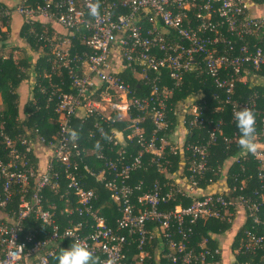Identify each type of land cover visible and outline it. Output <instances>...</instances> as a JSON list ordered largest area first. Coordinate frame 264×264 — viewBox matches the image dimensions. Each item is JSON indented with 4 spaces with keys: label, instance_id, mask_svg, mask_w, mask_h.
<instances>
[{
    "label": "built area",
    "instance_id": "built-area-1",
    "mask_svg": "<svg viewBox=\"0 0 264 264\" xmlns=\"http://www.w3.org/2000/svg\"><path fill=\"white\" fill-rule=\"evenodd\" d=\"M27 1L0 4V19L17 12L26 24L41 23L42 30L36 35L48 48L49 72L44 74L48 83L33 78L31 87L37 85L46 92L47 101L55 99L57 117L51 122L57 124V130L47 138L36 127L33 132L26 129L17 141L1 132L7 153L5 159L0 157V264H48L65 247V240L82 242L95 264H149L148 247H154L157 264L159 257L165 256L168 261L163 264H211L207 258L220 253L219 247L211 251L205 237L196 243L197 248L190 244V236L200 219L233 223L237 213L242 217L239 227L249 224L235 252L257 254L264 264V113L255 112L256 135L250 153L258 162L260 186L252 193H232L236 186L211 179L206 184L211 190H201L200 182L209 169L210 146L221 132L220 119L206 120L195 102L186 105L200 98L201 92L185 100L177 122L183 136L192 128L203 129L205 123L207 134L171 145L170 151L178 153L180 160L172 181H155L146 190H142V180L128 182L132 172L147 160L155 162L158 171H165L166 140L159 133L168 131V100L185 72L204 71L224 92L222 98L218 93L214 97L230 105L232 117L237 105L255 111L253 96L236 101L232 95L237 81L245 82L248 75L256 74L252 69L264 64V15L254 12L264 2L93 0L99 4V14L90 17V0ZM53 23L65 32L54 30ZM250 37L256 40L251 43ZM74 39L85 48H75L72 54ZM162 68L167 69L172 85L164 81ZM124 72L141 84L138 89L147 86V93L137 94L122 77ZM53 76L59 81L53 82ZM145 115L154 125L148 137ZM73 118L79 122L76 129ZM117 121H125L127 126H110ZM109 126L106 142H100ZM83 128L88 140L99 135L94 142L100 145L98 149L80 144L76 130ZM134 144L138 145L136 153L131 151ZM103 147L115 154H104ZM39 151L48 155L43 167L37 159ZM89 156L100 159L103 167L91 170L86 162ZM81 165L104 184L119 205L114 225L93 205L96 192L84 187ZM62 178L66 189L59 197L65 204L59 212L80 216L76 222L67 219L64 225L56 220V204L44 205L41 193L46 187L58 192ZM165 185L168 187L163 190ZM245 186L241 180L238 189ZM17 189L19 193H15ZM16 195L17 208L8 209ZM184 198L190 199L186 205L182 204ZM175 200L174 207H164ZM28 219L38 221L39 226H27ZM46 227L50 230L42 233ZM67 232L72 236L65 237Z\"/></svg>",
    "mask_w": 264,
    "mask_h": 264
},
{
    "label": "trees",
    "instance_id": "trees-1",
    "mask_svg": "<svg viewBox=\"0 0 264 264\" xmlns=\"http://www.w3.org/2000/svg\"><path fill=\"white\" fill-rule=\"evenodd\" d=\"M264 2V0H261ZM27 3L34 4V0H28ZM1 4V2H0ZM9 17H4L0 19V49L7 45L8 38L6 37V31L9 29ZM1 27H4L1 30ZM33 27L34 31H31ZM42 30V25L40 22H34L32 25L22 23L18 35L23 37L30 47L34 50L41 47L42 51L38 53V57L34 63L32 61V56L30 54L25 55L22 59H16L11 53L4 55L0 52V157L6 158L7 150L4 148L3 134L17 141L18 136L25 133L26 129L31 132L34 127L38 128L39 132L50 138L51 135L56 132L57 124L51 122L56 119L57 114L54 110L56 104L55 99L47 101V93L42 92L38 86L31 87V93L29 96L22 100L20 93V85L23 81L27 80L29 75H32L36 82H41L47 85V77L44 76L45 73L49 72V63L47 61L48 48L44 45L43 41L39 40L37 33ZM4 40V41H3ZM256 40L254 37L249 38V42ZM74 48H71L72 54L76 49H84L85 46L80 44L79 41L74 39ZM164 73V81L168 85H172V80L168 77L167 69L162 68ZM256 74L264 76V64L258 69H252ZM124 80L129 81L131 87L136 90L137 94H146L148 87L144 86L142 89H138L141 84L136 81L130 73H123ZM58 77L53 76V82H58ZM63 90H67L66 86H62ZM198 92L202 93L200 98H197L194 102L197 104L203 116L206 120L217 121L221 120V132L217 134V139L213 144H211L209 149L208 164L209 169L205 172L204 178L201 180L200 184L205 186L208 183V179L213 182L218 181L219 178L225 177V180L229 186H236V190L232 193L243 192L252 193L255 188H259L260 182L257 177V160L253 158L249 151L242 150L239 145V133L235 125V121L232 117L230 111V105L228 103H223L221 100L214 97L215 93H218L219 97L224 96V92L214 85L210 77L204 71L196 72H185L183 81L180 86L173 89V93L168 100V110L166 121L168 122V131H161L159 134L163 136L166 140L164 147L165 159L168 162H164L163 166L164 172L158 171L155 162L147 160L144 164L134 170L129 178L128 182L134 184L139 180H142V190H146L155 181L161 183H169L173 178L169 175L172 171L178 170L179 168V157L178 153H173L170 151L171 145H176L180 142L182 138L185 141H195L207 134L206 130L208 124L205 123L203 129L192 128V130L182 137L181 126L177 122L179 111L183 109L182 105L189 96L194 95ZM253 96L255 99L256 106L255 111L259 114L264 113V86L257 84H250L249 81H237L234 88V93L232 99L236 101L246 100L247 98ZM22 107H20V103ZM217 106H220L217 109ZM133 114V113H132ZM78 121L76 118L72 119L73 127L76 129L78 127ZM144 125L146 127V136L148 137L152 132V127L154 125L148 120V115H145ZM110 126L118 127L123 129L127 126L125 121H117L112 123ZM110 126L106 128V133L101 137L100 142H106L107 134L110 131ZM79 134L80 144L96 147L95 140L99 138L96 133L95 138L88 140L86 136V128L82 130H76ZM1 132L3 134H1ZM159 135V136H160ZM172 139V140H171ZM228 139H230L228 141ZM18 143V142H17ZM18 147L22 149V145L18 144ZM96 149H98L96 147ZM138 150V145L134 144L131 147V151L136 153ZM104 154L112 155L114 152L107 151V148H101ZM34 160L32 154H29ZM86 162L91 168V170L98 171L100 167H103V163L100 159H95L93 156L86 157ZM223 166H225L223 169ZM81 171L84 175L83 185L86 188H93L96 192V198L93 201L94 206L100 207V213L105 217L108 224L114 225L116 217L120 215L119 205L112 199L110 191L104 186L102 182L96 180V178L90 175L88 172L82 169ZM244 180L246 186L243 189H238L240 181ZM31 186H33V180H31ZM168 185L163 187L166 190ZM66 189V181L64 178L60 180V189L58 192H54L50 188H44L41 193H44V205L47 203H54L57 206L56 220L61 224H67V219H71L72 222H76L80 219L78 214H71L66 216L65 214H60L59 210L65 204L64 199L59 197V193H63ZM1 191V188H0ZM15 193H19L18 189ZM180 200V198H178ZM178 200L170 201L164 207L172 208L178 202ZM190 202L189 198H184L182 204L186 205ZM18 195L14 196L13 202L8 205V209L17 208ZM247 222L245 225L247 226ZM26 225L31 227L39 226L38 221L34 219H28ZM242 225L237 230L231 242V249L234 250L238 246L239 238L242 234L243 229L246 227ZM231 222L220 221L216 218H206L200 219L196 225L193 234L190 236V244L197 247L196 243L201 241L203 238H207V245L210 250L218 248L217 241L211 237V234L222 233L228 228H230ZM50 228L46 227L42 230V233L49 231ZM70 245L69 240H65L64 246ZM157 248L161 247L160 244H154ZM64 248V247H62ZM61 250V249H60ZM59 250V251H60ZM150 256L148 258L149 264H157L156 262V251L154 247H148ZM57 251L55 255L49 260L48 264H57ZM167 253V247L165 248ZM235 260L237 261H251L255 264H263L258 259V255L251 253H234ZM208 261L211 264H219L221 259L220 253H213V256H208ZM168 261L167 256L159 257L158 264H163ZM212 261V262H211ZM217 261V262H214ZM194 264V263H193ZM234 264V262L232 263Z\"/></svg>",
    "mask_w": 264,
    "mask_h": 264
},
{
    "label": "clouds",
    "instance_id": "clouds-1",
    "mask_svg": "<svg viewBox=\"0 0 264 264\" xmlns=\"http://www.w3.org/2000/svg\"><path fill=\"white\" fill-rule=\"evenodd\" d=\"M90 17L98 16L99 4L90 0L87 5ZM236 128L239 133V145L242 150H254V137L256 135V115L253 109L239 107L237 105L233 113ZM75 135V133H73ZM100 147L99 144L96 145ZM72 233L67 232L65 237H71ZM57 264H95L93 254L80 241L73 240L69 246L61 248L57 255Z\"/></svg>",
    "mask_w": 264,
    "mask_h": 264
},
{
    "label": "rangeland",
    "instance_id": "rangeland-1",
    "mask_svg": "<svg viewBox=\"0 0 264 264\" xmlns=\"http://www.w3.org/2000/svg\"><path fill=\"white\" fill-rule=\"evenodd\" d=\"M254 10H255L254 12H256L260 15H264V5H259V7L255 8ZM3 29H4V27H1V30H3ZM18 34H19L18 30L15 31V34H14L11 32V30L9 28L6 31V37L8 38L7 45L3 47L4 49H0V52L4 55L11 53L13 55V57L16 59H22L25 55L30 54L33 58L32 61L34 60V63H35V61L38 57L37 56L38 53H40L42 51L41 47L39 46V48H37L36 50L32 49L30 47V45L28 44V42ZM0 43H1V41H0ZM262 76L263 75H259V74H250L247 76L246 81H249L250 84H253V85L260 84V85L264 86V79L262 78ZM32 80H33V76L29 75L27 80L26 81L24 80L23 83L21 84L20 91H22V92L25 91L26 93H27V91H29L31 93V81ZM198 94H200V93H198ZM196 96H197V94H196ZM194 101H195V99H194ZM194 101L192 103L189 102L186 105L190 106L194 103ZM22 104L23 103L21 102L20 107H22ZM182 137H183V135H182ZM224 167L225 166H223V169H225ZM175 171H172L169 175L173 176ZM220 180L225 181V177H221L218 179V181H220ZM214 182H216V181H214ZM201 190H204V192H209L211 190V188L206 187V185L205 186L202 185ZM239 217H240V215L237 213L234 222L231 223L230 228H228L227 230H225L222 233L215 234V237L217 238L218 244L226 241V244L229 247V248H227L228 249L227 253L225 255H223L222 259H220L223 262V264H224V259H226V262L230 261L231 253L233 255V257H231V258L234 259V253H236L235 252L236 248L234 250H232L231 246L228 243H229V240H231V238L233 240V237L237 232L236 228H237V224L239 223V220H238ZM232 259H231V261H232ZM221 261L219 262L220 264L222 263ZM227 264H228V262H227Z\"/></svg>",
    "mask_w": 264,
    "mask_h": 264
},
{
    "label": "crops",
    "instance_id": "crops-1",
    "mask_svg": "<svg viewBox=\"0 0 264 264\" xmlns=\"http://www.w3.org/2000/svg\"><path fill=\"white\" fill-rule=\"evenodd\" d=\"M17 1L18 0H0L1 4L9 5V6H13L14 4L17 3ZM22 23H23V17L20 14H18L17 12H13L12 15L10 16V18H9V25L8 26H9L11 32L15 34V31H17V30L19 31ZM53 29L56 30V31L65 32V30L60 25H58L57 23H53ZM20 87H21V85H20ZM20 93H21V96H22V100L25 97L29 96L28 95L29 91H27V93L25 91L24 92L20 91ZM37 154H38L37 155V157H38L37 159L39 161V165L41 167H43L44 164L46 163L48 155L45 152H43V151H39V152H37ZM238 220H239V223L237 224V228H236L237 230H238L239 225L241 224L242 217H239ZM211 237L214 238L217 241V238L215 237V233L211 234ZM231 242H232V238H231V240H229V243H228L230 246H231ZM218 247L220 249V254H221V259H222L223 255H225L227 253V250H228L227 248H229V247L226 244V241L218 244ZM231 257H233L232 253H231ZM231 257H230V261H227L228 264H232L233 260L235 259V257H234V259H232ZM231 259H232V261H231ZM227 262H226V259H224V264H227ZM221 264H223V262Z\"/></svg>",
    "mask_w": 264,
    "mask_h": 264
}]
</instances>
